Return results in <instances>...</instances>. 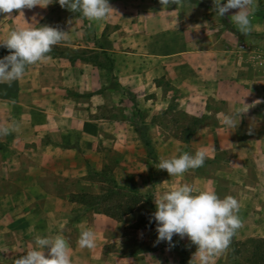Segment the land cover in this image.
<instances>
[{
  "label": "crops",
  "instance_id": "crops-1",
  "mask_svg": "<svg viewBox=\"0 0 264 264\" xmlns=\"http://www.w3.org/2000/svg\"><path fill=\"white\" fill-rule=\"evenodd\" d=\"M109 5L102 21L68 13L56 22L61 9L51 4L0 13V39L14 27L66 31L20 79L0 84V125H18L0 137V264L35 247L36 235L63 236L72 264H188L196 246L175 234L172 246L154 243L150 222L154 198L176 184L238 200L242 226L215 258L231 264L232 242L264 240V16L238 36L234 11L223 20L199 2ZM238 44L249 52L237 53ZM8 52L0 47V57ZM159 93L174 98L162 106L151 95ZM144 108L150 116L143 122ZM234 111L237 126L228 128L221 121ZM141 122L155 159L138 132ZM200 147L208 151L204 164L183 175L153 166L178 148L191 154ZM114 150L119 183L131 177L138 188L154 185L147 213L140 212L146 201L122 216L91 209L94 171ZM83 228L95 232L92 249L77 244Z\"/></svg>",
  "mask_w": 264,
  "mask_h": 264
},
{
  "label": "clouds",
  "instance_id": "clouds-1",
  "mask_svg": "<svg viewBox=\"0 0 264 264\" xmlns=\"http://www.w3.org/2000/svg\"><path fill=\"white\" fill-rule=\"evenodd\" d=\"M52 0H0V13L11 15L13 10L44 7ZM62 7L79 13L89 21H102L109 18L111 10L109 0H56ZM177 0H160L167 7ZM215 14L222 17L230 9L237 11L230 16V22L236 30L247 35L251 29V15L254 0H212ZM66 39V31L47 24L39 26L14 27L0 39V47L9 50L0 57V84L18 80L25 72L26 65L42 61L54 45ZM237 111L224 115L221 123L233 128ZM18 125L13 122L0 125V137L16 131ZM159 158L154 164L157 169L166 170L170 177L183 175L189 169H196L204 164L208 156L206 147H200L194 153L181 152ZM155 211L150 222H156V241L167 242L172 246L173 235L187 239L196 246L188 264H215V258L229 246L232 237L242 226L239 216L240 203L231 196H218L214 190L197 189L189 184H176L160 192L155 198ZM34 245L26 254L13 260L12 264H72L69 245L61 235L33 237ZM78 246L92 249L95 247V232L83 228L77 239ZM45 247L47 255H45Z\"/></svg>",
  "mask_w": 264,
  "mask_h": 264
},
{
  "label": "rangeland",
  "instance_id": "rangeland-1",
  "mask_svg": "<svg viewBox=\"0 0 264 264\" xmlns=\"http://www.w3.org/2000/svg\"><path fill=\"white\" fill-rule=\"evenodd\" d=\"M182 1L199 2L201 4H204L205 6L213 8L212 0H182ZM50 4L51 6H55V8L61 9L53 13L56 22H58V20H61L64 17V15L68 13L80 15L79 13H74L67 8H62L56 2V0H52V2L49 3V5ZM254 5L255 7L251 15V20L260 21L261 20L260 18L264 16V0H254ZM230 11H234L235 13L237 10L230 9ZM222 19L226 20L225 17L224 18L222 17ZM237 34L238 36H243V34L241 33H237ZM248 48L249 47L247 45L238 44L236 51L237 53H244L247 51L249 52ZM151 95L153 96L155 101L159 100L158 103L161 104L162 106H164V104L168 103L169 100H172L174 98L173 97L174 94L173 96L171 94H165V93L151 94ZM162 112L168 113L165 112L163 108H162ZM139 114L143 122L146 121L147 118L150 116V112L145 108L141 109ZM138 128L147 132L148 125L141 122L138 125ZM145 149L147 151L148 157L155 159L153 147L152 146L148 147L145 145ZM108 154L109 156L108 158H106L107 159L106 166H104L100 171H94L93 180L96 184L94 186V189H92L93 190L92 193H87V200L91 209L107 211L114 215L122 216L128 211L131 212L132 209H134V207H136L137 203H139L140 201H146L147 203L141 205L140 212L142 214L147 213L150 210L149 202L154 197V191H156L154 185L150 183L151 186H147L149 182L147 183L146 180L147 178H145L143 180L144 182L147 183L145 184V186L147 187L144 188L141 185L142 187L138 188L136 186V182L134 183L131 177L127 178V180H124L123 183L122 182L119 183L115 178L117 162H118L117 152H115L114 150L113 152H109ZM156 175L158 176L159 173H156ZM152 209L153 212L154 208ZM142 222L143 221H141V224ZM254 240H255L254 238H251L245 241L232 242L233 244H232V252L230 253V263L231 264H261L262 263L261 260H259L258 256L254 254V252L257 250L255 249V245L256 244L258 245L257 243L258 241L256 242ZM261 249L264 250V244L263 246H261Z\"/></svg>",
  "mask_w": 264,
  "mask_h": 264
},
{
  "label": "trees",
  "instance_id": "trees-1",
  "mask_svg": "<svg viewBox=\"0 0 264 264\" xmlns=\"http://www.w3.org/2000/svg\"><path fill=\"white\" fill-rule=\"evenodd\" d=\"M223 18H224V16H222ZM138 129V132L140 133V135H141V138H142V141L144 142V144L146 145V146H148V147H150L151 146V143H150V141H149V139H148V137H147V135H146V132L145 131H143L142 129H140V128H137ZM254 241H258L257 243H258V245L256 244L255 245V249H257L255 252H254V254L256 255V256H258V259L259 260H261V264H264V250H262L261 249V246H263V244H264V240H260V239H255ZM260 242V243H259ZM262 242V243H261Z\"/></svg>",
  "mask_w": 264,
  "mask_h": 264
}]
</instances>
